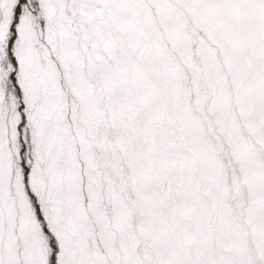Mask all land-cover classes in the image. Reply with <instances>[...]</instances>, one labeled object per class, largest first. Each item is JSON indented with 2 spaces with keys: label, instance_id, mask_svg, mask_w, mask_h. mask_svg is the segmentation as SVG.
I'll list each match as a JSON object with an SVG mask.
<instances>
[{
  "label": "snow or ice",
  "instance_id": "obj_1",
  "mask_svg": "<svg viewBox=\"0 0 264 264\" xmlns=\"http://www.w3.org/2000/svg\"><path fill=\"white\" fill-rule=\"evenodd\" d=\"M0 264H264V0H0Z\"/></svg>",
  "mask_w": 264,
  "mask_h": 264
}]
</instances>
